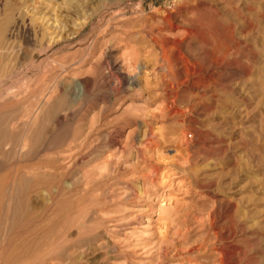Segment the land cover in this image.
Returning <instances> with one entry per match:
<instances>
[{
  "label": "rangeland",
  "instance_id": "obj_1",
  "mask_svg": "<svg viewBox=\"0 0 264 264\" xmlns=\"http://www.w3.org/2000/svg\"><path fill=\"white\" fill-rule=\"evenodd\" d=\"M216 1L121 0L113 9L101 0H0L8 48L0 72V108L7 109L0 118L28 103L34 106L28 115L39 114L46 128L26 132L21 153L12 154L21 130L11 148H0V264H213L216 248L236 250L237 259L242 252L243 264H264V0L251 2L244 19L234 11L246 8L244 0L229 7ZM165 13L174 15L182 50L197 65L190 78L180 68L188 82L176 89V110L187 109L179 116L163 97L168 77L147 81L122 64L133 46L151 50V35L166 32L159 24ZM195 28L201 36L182 35ZM214 32L226 36L224 43ZM88 50L94 55L87 58ZM110 61L136 83L113 92ZM86 80L85 94L73 89L71 113L54 118L35 108L55 103L70 82ZM149 128L168 135L156 143L160 152H140L138 140ZM76 136L82 148L69 151ZM150 165L175 166L170 187L182 205L174 224L157 219L163 187L147 181Z\"/></svg>",
  "mask_w": 264,
  "mask_h": 264
},
{
  "label": "bare ground",
  "instance_id": "obj_2",
  "mask_svg": "<svg viewBox=\"0 0 264 264\" xmlns=\"http://www.w3.org/2000/svg\"><path fill=\"white\" fill-rule=\"evenodd\" d=\"M121 0H101V2H100V6L101 7H103V8H106V7H113V9H115L114 8V4L116 5L118 2H120ZM217 1H219L220 3H221V5H224V6H227V7H229V6H231V4L234 2V0H217ZM216 1V2H217ZM243 1V0H242ZM245 1V6H246V8L245 7H243L242 9L241 8H236L234 11H235V14L236 15H238V17L240 16V18L239 19H244V15H243V11H248V10H253V9H251L252 7L250 6V3L251 2H253V1H255V0H244ZM262 1V0H261ZM218 2V3H219ZM264 2V1H263ZM178 3V2H177ZM219 3V4H220ZM176 4V3H175ZM252 5H253V3H252ZM242 7V6H241ZM100 9V8H99ZM109 9V8H108ZM118 9V8H117ZM180 9H182V8H180ZM98 10V9H97ZM227 10V9H226ZM115 12H116V10H114ZM118 11V10H117ZM122 11V10H121ZM183 11H184V9H183ZM196 11H197V9H196ZM195 11V12H196ZM198 11H200V10H198ZM198 11L196 12V13H198ZM229 11V10H228ZM160 12V11H159ZM165 12V11H164ZM218 12V11H217ZM252 12V11H251ZM257 12V11H256ZM161 13V12H160ZM167 13V12H166ZM165 13V14H166ZM181 13V12H180ZM188 13V12H187ZM200 13V12H199ZM198 13V14H199ZM215 13V12H214ZM96 14V13H95ZM183 14V13H182ZM202 13H200V15H201ZM213 14V13H212ZM229 14V13H228ZM234 14V13H233ZM234 14V15H235ZM30 15V14H29ZM102 15V14H101ZM173 15V14H172ZM172 15L171 14H166V16H163V17H161V23H162V25H161V23H160V20H159V24H160V26L162 27L163 25L165 26V29H166V32L164 31V33H162V32H158V34L157 35H151L152 36V40H151V42H152V45H151V50H148V48H147V50H146V48L145 49H140V48H135L134 46L133 47H131V48H129V49H127L126 51H125V53L123 54L124 55V59H123V67H127L128 68V70H131V71H133V69H134V71H135V69H136V71H137V69H138V71L140 70L141 72H143L144 73V77L145 78H147V81L148 80H150V79H152L151 78V76H154V77H156L157 75H161V76H164L165 78L166 77H168L169 79H165V80H168L169 81V83L168 84H166V86H165V88L167 89L166 90V92H165V96H163L164 97V100H165V102H166V107L168 108V109H172V111H173V114L176 116V115H178L179 116V114H184V112L185 111H187V109H184V110H181V111H179V110H176V106H177V104H176V102H177V100L179 101V93L176 91V89L178 88V86L179 85H184V83H187L188 81L186 80L185 82H182V79H181V77H184V76H181V71H180V68L182 69V67H184V69H185V71L187 72V74L189 75V78H190V74H195L196 73V67H197V65H196V67H195V65H194V63H193V61H191L190 60V58H189V56L187 57L186 56V54L183 52V45H182V40L179 38V34H180V32H181V30L182 29H180V27L174 22V20H173V17H174V15H173V17H172ZM195 15H197V14H195ZM194 15V16H195ZM209 15V14H208ZM176 16V15H175ZM185 16H186V14H185ZM203 15H201V17H202ZM9 17V16H8ZM179 17V16H178ZM181 17V16H180ZM179 17V18H180ZM190 17V16H189ZM199 17V16H198ZM204 17V16H203ZM216 17V16H215ZM214 17V18H215ZM217 17H219V16H217ZM185 18V17H184ZM195 18H197V16L195 17ZM195 18H194V20H195ZM85 19V18H84ZM175 19V18H174ZM200 19V18H199ZM202 19H205V17L204 18H201V20ZM208 19H211V21H212V18H208ZM220 19V18H219ZM86 20V19H85ZM179 20H181V19H179ZM193 19H191V20H188V19H184V21L182 20V22L184 23V22H187V24L188 25H192V23L193 24H195L194 22L197 20V23L199 24V21H198V18L194 21ZM6 21V20H5ZM11 21V20H10ZM190 21H193V22H190ZM215 21H216V19H215ZM189 22V23H188ZM220 22V21H219ZM228 22V21H227ZM122 23V22H121ZM202 23V22H201ZM212 23H213V21H212ZM85 24H87V23H85ZM209 24H211V23H209ZM218 23L216 22V25H217ZM234 24V23H233ZM201 25V24H200ZM203 25V24H202ZM205 25V24H204ZM203 25V26H204ZM215 25V24H214ZM229 25V24H228ZM8 26V25H7ZM193 26V25H192ZM196 26H197V24H196ZM224 26V25H223ZM201 27V26H200ZM205 27V26H204ZM216 27V26H215ZM217 27H218V25H217ZM12 28H13V26H12ZM23 28V27H22ZM163 28V27H162ZM162 28H159V29H162ZM198 28H199V25H198ZM208 28H210V27H208ZM208 28H203L202 27V29H203V31H204V29H207L208 31H209V29ZM219 28V27H218ZM19 29V28H18ZM52 29V28H51ZM158 29V30H159ZM196 29V28H195ZM200 29V28H199ZM201 29V30H202ZM211 29V28H210ZM215 29H217V28H214L213 30L215 31ZM221 29V28H220ZM258 29V28H257ZM15 30V29H14ZM25 30V29H24ZM27 30V29H26ZM47 30V29H46ZM163 30V29H162ZM201 30H199L198 31V29H196V30H194V31H192V30H184V34H182L184 37L186 36V37H190V36H195V34H198V36H201L202 34H200V31ZM206 30V31H207ZM231 30V29H230ZM251 30V29H250ZM153 31V30H152ZM206 31L204 32V33H206ZM218 31V30H217ZM221 31V30H220ZM157 32V31H156ZM156 32L154 31V32H152V33H154V34H156ZM183 32V31H182ZM223 32V31H222ZM231 32V31H230ZM14 33V32H13ZM25 33V32H24ZM209 33V32H208ZM208 33H207V35L206 36H208ZM221 33V32H220ZM255 33V32H254ZM54 34V33H53ZM132 34V33H131ZM134 35H136V33H133ZM200 34V35H199ZM212 34V33H211ZM224 34H225V31H224ZM224 34H218L217 32H214V34H213V37H215L218 41H216V43L217 42H221L222 40H223V43H224V41H225V38H226V36L224 35ZM229 34V33H228ZM11 35V34H10ZM33 35V38L35 37L36 38V35L35 34H32ZM168 35H172V37L173 38H170V36H168ZM181 35V34H180ZM230 35H232V33H230ZM59 36V35H58ZM133 36V35H132ZM192 36V38H194ZM206 36H204L203 35V37L201 38L200 37V39H203V41H204V43L207 45L208 44V38L206 37ZM229 36V35H228ZM227 36V37H228ZM256 36V35H255ZM150 37V36H149ZM182 37V36H181ZM196 37V36H195ZM209 38H211L212 39V37H209ZM215 38H213V39H215ZM229 38H232L231 36H229L228 37V39ZM261 38V37H260ZM48 38H46V39H44V41L45 40H47ZM56 39V38H55ZM122 39V38H121ZM198 39V38H197ZM4 38L2 37V35L0 36V72L2 71V70H4V68L6 67V65H5V59H6V57L8 56V48H7V43L5 44L4 43ZM230 40V39H229ZM229 40H227V41H229ZM8 41V40H7ZM15 41V40H14ZM35 41H37V40H35ZM43 41V38H42V42H44ZM140 41H141V39H140ZM200 41V40H199ZM214 40H212V42H213ZM226 41V42H227ZM231 41V40H230ZM46 42V41H45ZM58 42V41H57ZM211 42V43H212ZM232 42V41H231ZM32 43V42H31ZM222 43V42H221ZM220 43V44H221ZM230 43V42H229ZM13 44V43H12ZM184 44V43H183ZM219 44V45H220ZM48 45H50V47H51V44H49L48 43ZM108 45V44H107ZM202 45H204V44H202ZM213 45V44H212ZM211 44L209 45L210 47L212 46ZM216 46H213L214 48H213V51L214 52H218V49H219V47H218V44H215ZM227 45V44H226ZM40 46V45H39ZM92 46V45H91ZM186 46V45H185ZM208 45L207 46H205L204 45V47H209ZM225 46V45H224ZM238 46V45H237ZM223 47V46H222ZM225 47H227V46H225ZM51 48H53V47H51ZM50 48V49H51ZM88 49H89V47H87ZM91 48V47H90ZM220 48H221V46H220ZM224 48V47H223ZM31 49V48H30ZM36 49H38V48H36ZM101 49V48H100ZM126 49V48H125ZM185 49V48H184ZM210 49V48H209ZM226 49V48H225ZM14 50V49H13ZM236 50V49H235ZM36 51V50H35ZM223 51V50H222ZM14 52V51H13ZM42 52V51H41ZM45 52H47V51H45ZM194 52V51H193ZM217 52H216V54H217ZM206 53H208V52H206ZM221 53V52H220ZM40 54V53H39ZM100 54H102V53H100ZM219 54V53H218ZM217 54V55H218ZM254 54V53H253ZM78 55V54H77ZM81 55V54H80ZM94 55V52L92 51V50H88V52H87V58H88V56H93ZM104 55V54H103ZM210 55V54H209ZM214 55V54H213ZM221 55H222V53H221ZM238 55V54H237ZM10 56V55H9ZM205 56H207V55H205ZM212 56V55H211ZM223 56V55H222ZM10 57H12V56H10ZM79 57V56H78ZM81 57H82V55H81ZM208 57H210V56H208ZM207 57V58H208ZM214 57H216V55L214 56ZM221 57V56H220ZM224 57V56H223ZM74 57H72V59H73ZM86 58V57H85ZM217 58V57H216ZM49 59H51V58H49ZM211 59V58H210ZM214 59V58H213ZM221 59H223L222 57H221ZM8 60H9V58H8ZM53 60V59H52ZM255 60V59H254ZM7 61V60H6ZM72 61V60H71ZM92 61V60H91ZM219 61V60H218ZM83 62V61H82ZM122 62V61H121ZM8 64V63H7ZM78 64V63H77ZM80 64V63H79ZM149 64H152L151 66L152 67H149ZM74 65H76V64H74ZM73 65V66H74ZM117 65V62H112V61H110L108 64H107V69L109 70V71H107L108 73H107V76H106V80H107V84H108V86H110L111 88H112V90H113V92L115 91H117V92H119V91H121L122 89H124V88H126V87H129V86H132L134 83H136L134 80H135V78L133 79V78H128L127 77V75L125 74V72H123L121 69H116L115 68V66ZM203 65V64H202ZM60 67H62V68H64L65 66L64 65H59ZM122 66V65H121ZM77 67H78V65H77ZM55 68V67H54ZM12 70V69H11ZM53 71V70H52ZM66 71V70H65ZM57 72V71H56ZM70 72V71H69ZM74 72V71H73ZM71 73V72H70ZM75 73V72H74ZM136 73V72H135ZM66 74V73H65ZM77 74V73H76ZM154 74V75H153ZM75 75V74H74ZM183 75V74H182ZM79 76V75H78ZM133 76V75H132ZM181 76V77H180ZM194 76V75H193ZM259 76V75H258ZM153 77V79H155ZM158 78H159V76H157ZM79 78V77H78ZM40 79H41V77H40ZM74 79V78H73ZM144 79V78H143ZM187 79H188V77H187ZM194 79V78H193ZM192 79V80H193ZM145 80V79H144ZM249 80V79H248ZM40 81V80H39ZM74 81V80H73ZM146 81V80H145ZM147 81H146V85H147ZM158 81H160L161 82V80H158ZM194 82H195V80H193ZM163 82V81H162ZM37 83V82H36ZM52 83H55V82H52ZM71 84H70V86L68 85V87H66V89L64 90V93H63V91H61V93H63V95L62 96H60L59 97V99H57L56 100V102L55 103H53L52 105H47V104H41L40 102H42L43 103V101H41L40 100V102H39V104H41L42 105V107H41V105H38L37 107H35V108H41V110L42 111H44L43 109H45L46 108V110H45V112L44 113H46V112H48L47 114H48V116L50 115H53V113H55V115H54V118H58L59 116H60V114H61V116H62V111L64 112L65 111V113L67 112V113H71L72 112V110L74 109V107H75V99L73 98L74 97V92H73V89H75V88H78V90L79 91H81V93H83V94H85L88 90V81L86 80L85 82H79V83H73V82H70ZM151 83H152V81H151ZM197 83V82H196ZM199 83V82H198ZM38 84V83H37ZM61 84V83H60ZM137 84H139V83H137ZM164 84V85H165ZM151 85V84H150ZM149 85V82H148V87H151ZM157 85V84H156ZM34 86V85H33ZM49 86H50V84H49ZM43 87V86H42ZM95 87V86H94ZM158 87V86H157ZM252 87V86H251ZM261 87V86H260ZM48 88V87H47ZM143 88H145V87H143ZM147 88V87H146ZM155 88V87H154ZM248 88V87H247ZM26 89V88H25ZM34 89V88H33ZM140 89V88H139ZM202 89V88H201ZM44 90V89H43ZM33 91V90H32ZM31 91V92H32ZM38 91H39V89H38ZM260 91V90H259ZM30 92V93H31ZM57 92H58V90H57ZM252 93V92H251ZM58 95V94H57ZM153 95V94H152ZM191 95V94H190ZM0 96H1V94H0ZM52 96H53V94H52ZM55 96V95H54ZM151 96V95H150ZM1 97H3V96H1ZM36 97V96H35ZM4 98V97H3ZM2 98V99H3ZM6 98V97H5ZM12 98H14V97H12ZM47 98H49V97H47ZM153 98V97H152ZM252 98V97H251ZM39 99V98H38ZM37 99V100H38ZM116 99V98H115ZM0 100H1V98H0ZM36 100V101H37ZM52 100V99H51ZM39 101V100H38ZM37 101V102H38ZM247 101V100H246ZM0 102H2V101H0ZM5 102V101H4ZM14 102V101H13ZM12 102V103H13ZM164 102V103H165ZM187 102V101H186ZM10 103V102H9ZM22 103H24V102H22ZM153 103V102H152ZM25 104V103H24ZM1 105H2V103H1ZM4 105V104H3ZM8 105V104H7ZM7 105H5V106H7ZM17 105H19V104H17ZM27 105H28V103H27ZM21 106V107H17V109H16V111H12V112H8V113H5V114H3L2 116H1V118H0V148H1V146H3L4 148H5V150H8L9 148H11V146L13 145V138H15V137H17V136H19L18 134H19V130H21L22 132H24V136H21L22 137V142H21V144H19V145H17V147H16V152H13L12 154H15V153H17L18 151H19V153H21L20 151H24V148L26 147V139L25 138H23V137H25V134H26V132H28V131H30V130H32L33 131V129H35V131H36V128H39L38 126H43V125H40L39 124V121H40V119H41V116L39 115V114H34V113H32L31 115L29 114L28 115V113L30 112V108H31V106L29 107V106ZM29 105H31V104H29ZM11 106V105H10ZM36 106V105H35ZM13 106H11V108H12ZM165 107V108H166ZM185 107V106H184ZM203 107V106H202ZM15 108V107H14ZM32 108H34V106L32 107ZM31 108V110H33ZM6 109L7 108H5V110H4V108H3V110L4 111H6ZM167 109V110H168ZM0 110H2V107L0 108ZM2 110V111H3ZM36 110V109H35ZM40 110V111H41ZM129 110V109H128ZM136 110V109H135ZM166 110V109H165ZM165 110H164V112H165ZM29 111V112H28ZM159 111V110H158ZM129 112V111H128ZM161 112V111H160ZM44 113H42L43 115H45ZM163 113V112H162ZM156 114V113H155ZM42 115V116H43ZM142 115V114H141ZM165 115V114H164ZM49 116V117H50ZM181 116V115H180ZM24 118L23 120V122L21 123V125L17 122L18 121V119H20V118ZM48 117V118H49ZM63 117V116H62ZM61 117V118H62ZM165 117V116H164ZM42 118H44V116L42 117ZM60 118V119H61ZM162 118V117H161ZM45 120V119H44ZM45 122H49V120H45ZM15 123H17V127H16V125H15ZM22 126V127H21ZM20 127H21V129H20ZM41 127H40V129L39 130H41ZM43 128V127H42ZM161 128V127H160ZM44 132L43 133H45V126H44ZM37 131H38V129H37ZM36 131V132H37ZM51 131V130H50ZM159 131H162L161 129H159L158 131H156V132H159ZM47 132V131H46ZM21 133V132H20ZM40 133H42V131H40ZM42 133V134H43ZM51 133V132H50ZM87 133V132H86ZM161 133V132H160ZM38 134H39V132H38ZM165 134V133H164ZM184 134V133H183ZM40 135V134H39ZM42 136V135H41ZM40 136V137H41ZM168 135L166 134V136L165 135H163V134H160L159 136H157L156 135V133L155 132H153L150 128L149 129H146L144 132H143V137L142 138H145V140H142V138L141 139H139L138 141H142V144H143V149H142V151H140L141 153H144V151L145 150H147L148 151V149H150V150H152L153 151V153L155 152L156 153V151L158 150V148H157V146H156V143H157V141L159 140V139H162L163 138V140H166ZM21 137H20V139H21ZM85 137V136H84ZM81 138V137H80ZM79 138V139H80ZM165 138V139H164ZM182 138V141L183 142H185V143H187V141H188V138H187V134H184L183 135V137H181ZM79 139H77V136H76V138H75V142L74 141H72L73 142V144H69V151H75V150H77V149H80V148H82V147H80V145H78L76 142L79 140ZM48 140H50V139H48ZM162 140V141H163ZM81 141V140H80ZM85 141V140H84ZM161 141V140H160ZM71 141H70V143H72ZM69 143V142H68ZM81 143V142H80ZM91 143V142H90ZM189 145V144H188ZM135 146V145H134ZM2 147V148H3ZM68 147V146H67ZM88 147V146H87ZM136 147V146H135ZM139 148V147H138ZM1 151H3L4 149H0ZM68 151V150H67ZM68 151V152H69ZM4 152V151H3ZM28 152H32V151H28ZM28 152H27V155H29L28 154ZM34 152V151H33ZM157 152H160V151H157ZM168 152V151H167ZM176 152V151H175ZM9 153H10V155H12L11 154V152L9 151ZM24 153V152H23ZM22 153V154H23ZM21 154V155H22ZM132 154V153H131ZM160 154V153H159ZM20 155V154H19ZM15 156L16 155H14V158H15ZM55 156H57V155H55ZM23 157V156H22ZM30 157V156H29ZM144 158V157H143ZM33 159V158H32ZM189 159V158H188ZM28 160V159H27ZM59 161V160H58ZM74 161V160H73ZM188 161V160H187ZM189 161H190V159H189ZM21 162V161H20ZM55 162V161H54ZM77 162V161H76ZM174 164V163H173ZM186 164V163H185ZM47 165V164H46ZM106 165V164H105ZM174 165H176V164H174ZM174 165H166L169 169H163V168H161L160 166H158V165H150L151 166V173H153V176H149L148 177V180L147 181H151V182H149V183H159L163 188V190L161 191V196H159V197H161L160 199H162L161 200V202H160V204H159V206H158V209H157V213H158V218L157 219H159L160 220V218L162 217V220H164L166 223H170L169 225H171V224H174V222H176V220L178 219L177 217L180 215V211H181V205H180V201H178V200H176V196L175 195H173V192H174V190L170 187V186H172V184L174 183L175 184V180H174V178H173V174H174V172L173 171H175V166ZM27 166V165H26ZM174 166V167H173ZM184 166V165H183ZM68 167V166H67ZM66 167V168H67ZM76 167V166H75ZM166 167V168H167ZM177 167V166H176ZM182 167V166H181ZM72 168V167H71ZM178 168H179V166H178ZM54 169V168H53ZM184 169H187V168H184ZM184 169H182L181 171H183ZM18 174V173H17ZM23 174V173H22ZM21 178H23V177H20V179ZM19 179V180H20ZM29 180V179H28ZM27 180V181H28ZM180 182H181V180H180ZM180 182L178 181V183L177 184H180ZM153 185V184H152ZM48 186V185H47ZM178 186V185H177ZM173 191H172V190ZM172 192V193H171ZM15 198V197H14ZM58 199V198H57ZM14 200V199H13ZM8 203V202H7ZM70 203V202H69ZM26 204V203H25ZM66 205V204H65ZM7 209V208H6ZM187 213V212H186ZM32 216V215H31ZM150 221V220H149ZM49 223V222H48ZM163 224V223H162ZM145 227V226H144ZM143 227V228H144ZM171 228V227H170ZM62 230V229H61ZM163 232V231H162ZM7 241V240H6ZM28 241V240H27ZM40 242V241H39ZM58 243V242H57ZM37 246V245H36ZM28 249V248H27ZM236 251V250H235ZM235 251H230V250H227V249H218V248H216V249H214V255H215V257H216V259L213 261V264H243L244 262H243V258H242V252H240V253H238V259H237V257H236V252ZM32 254V253H31ZM246 254V253H245ZM243 256H244V254H243ZM235 257H236V259H237V261H234V259H235ZM210 260V259H209ZM249 262V261H248ZM254 262H256V261H253V260H251L249 263H246V264H255ZM257 264V263H256Z\"/></svg>",
  "mask_w": 264,
  "mask_h": 264
}]
</instances>
